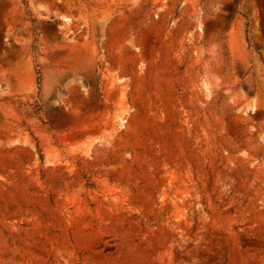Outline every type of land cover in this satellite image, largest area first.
<instances>
[{
	"label": "rangeland",
	"instance_id": "obj_1",
	"mask_svg": "<svg viewBox=\"0 0 264 264\" xmlns=\"http://www.w3.org/2000/svg\"><path fill=\"white\" fill-rule=\"evenodd\" d=\"M0 264H264V0H0Z\"/></svg>",
	"mask_w": 264,
	"mask_h": 264
}]
</instances>
